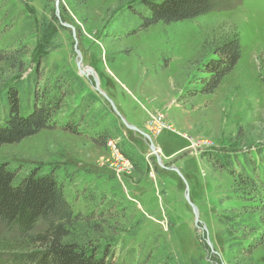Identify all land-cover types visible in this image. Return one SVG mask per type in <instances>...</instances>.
<instances>
[{
    "label": "rangeland",
    "instance_id": "obj_1",
    "mask_svg": "<svg viewBox=\"0 0 264 264\" xmlns=\"http://www.w3.org/2000/svg\"><path fill=\"white\" fill-rule=\"evenodd\" d=\"M136 2L0 0V92L36 72L59 103L49 129L0 146V165L14 184L53 174L107 264H264V0H215L192 21L131 35ZM231 29L238 63L194 95L203 42ZM244 156L256 161L245 176L259 178L249 195L234 188ZM19 238L0 228V242ZM7 256L0 264H15Z\"/></svg>",
    "mask_w": 264,
    "mask_h": 264
},
{
    "label": "trees",
    "instance_id": "obj_2",
    "mask_svg": "<svg viewBox=\"0 0 264 264\" xmlns=\"http://www.w3.org/2000/svg\"><path fill=\"white\" fill-rule=\"evenodd\" d=\"M214 1L137 0L135 7L130 8L137 15L134 17L137 29L131 35L157 25L192 21L210 12ZM201 51L199 61L202 62L198 67L201 78L194 95H210L240 59L237 30H228L216 39L204 41ZM2 56L5 55H0V61L5 60ZM22 71L23 68L19 70ZM39 78L34 72L18 85L6 84L0 92V146L18 145L51 127L59 103L39 89ZM103 139L101 146L104 147L110 138ZM255 154L260 166L264 165V154L260 151ZM243 159L242 175L234 179V188L242 190V195H249L256 189L254 179L259 181V178L255 172L253 178L245 176L248 169H254L256 161L251 156ZM16 177V172L0 165V226L20 235L15 243L0 242V254H9L7 260L15 264H107V250L100 252L87 244L82 231L76 229L88 219L74 215L53 174L32 171L14 184ZM258 206L256 211L264 227V204Z\"/></svg>",
    "mask_w": 264,
    "mask_h": 264
},
{
    "label": "water",
    "instance_id": "obj_3",
    "mask_svg": "<svg viewBox=\"0 0 264 264\" xmlns=\"http://www.w3.org/2000/svg\"><path fill=\"white\" fill-rule=\"evenodd\" d=\"M75 53H76L77 58H78V61H77L76 66H77V69H78L79 74H80L81 76H83V77H86V78H88L89 76H92V77H93L94 73H93L90 69H87L86 67H84V66L82 65L81 57H80V53H79V51H78V50H75ZM94 79H95V78H94ZM95 81H96V79H95ZM96 82H97V81H96ZM95 87H96V88H95L96 91H97L101 96H103L104 99H107V97L104 95V93H102V92L98 89V84H95ZM109 103H110L111 107L113 108V110H114V112H115L116 110H115L113 104H112L110 101H109ZM122 121H123V120H122ZM123 123H124L125 127H126L128 130H131V131H138L136 128L129 126V125L126 124L124 121H123ZM145 137H147V136L145 135ZM151 151H154V148H153V147L151 148ZM186 191H187V189H186ZM185 200L187 201V203L190 205V207H191L192 210H193V215H194V218H195V224H198L199 221H198V213H197L196 208L194 207V205H192V204L190 203V200H189L188 195H185Z\"/></svg>",
    "mask_w": 264,
    "mask_h": 264
},
{
    "label": "bare ground",
    "instance_id": "obj_4",
    "mask_svg": "<svg viewBox=\"0 0 264 264\" xmlns=\"http://www.w3.org/2000/svg\"><path fill=\"white\" fill-rule=\"evenodd\" d=\"M198 212V211H197Z\"/></svg>",
    "mask_w": 264,
    "mask_h": 264
}]
</instances>
